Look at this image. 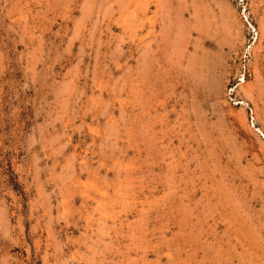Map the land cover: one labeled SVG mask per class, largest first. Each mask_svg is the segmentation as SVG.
Instances as JSON below:
<instances>
[{"label":"rangeland","instance_id":"rangeland-1","mask_svg":"<svg viewBox=\"0 0 264 264\" xmlns=\"http://www.w3.org/2000/svg\"><path fill=\"white\" fill-rule=\"evenodd\" d=\"M0 264H264V0H0Z\"/></svg>","mask_w":264,"mask_h":264},{"label":"built area","instance_id":"built-area-1","mask_svg":"<svg viewBox=\"0 0 264 264\" xmlns=\"http://www.w3.org/2000/svg\"><path fill=\"white\" fill-rule=\"evenodd\" d=\"M233 99V98H232ZM240 101L239 100H235V103H239Z\"/></svg>","mask_w":264,"mask_h":264}]
</instances>
